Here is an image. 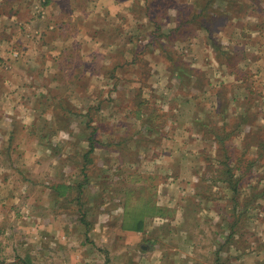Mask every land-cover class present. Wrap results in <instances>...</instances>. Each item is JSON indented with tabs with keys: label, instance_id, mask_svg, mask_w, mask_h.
I'll return each instance as SVG.
<instances>
[{
	"label": "rangeland",
	"instance_id": "1",
	"mask_svg": "<svg viewBox=\"0 0 264 264\" xmlns=\"http://www.w3.org/2000/svg\"><path fill=\"white\" fill-rule=\"evenodd\" d=\"M105 1H30L55 44L0 20V264H264V0ZM49 45L95 63L50 81Z\"/></svg>",
	"mask_w": 264,
	"mask_h": 264
},
{
	"label": "crops",
	"instance_id": "2",
	"mask_svg": "<svg viewBox=\"0 0 264 264\" xmlns=\"http://www.w3.org/2000/svg\"><path fill=\"white\" fill-rule=\"evenodd\" d=\"M14 1H17V7L16 8H18V9L14 10V12L12 11L13 14H12V12L3 13L2 11H0V20H3V19L6 20L8 17H10L11 19L17 18V19H22V20H28V16H29L31 19H34L36 21L45 22L46 27H44V32H45V38L44 39L50 38L46 41V44H49V40H51V43H54V44L57 43V40H59V39H58V36L55 37V35H53L54 26L50 21H48V18L52 17L50 11H46V12H48V17L47 16L45 17L44 13L39 12V8H37V7L34 8V5H31L29 3L32 0H14ZM44 1L45 2L52 1V3L54 2V0H44ZM105 2H106L105 6H107L109 8L108 11L111 14H113L114 17H118V16H121V14H125V18L128 21L126 23V25H124L126 27V29L128 27L133 28V24H132V20H131V6H132L131 0H106ZM106 17H107L106 13H105V15L103 13L102 17H100V19H98L96 21L98 23L96 27L93 25V27H90V29H87V31L84 34L82 32V34L85 35L86 40H91V41L93 40L96 43L94 45L97 46V48H99L98 47L99 43L101 41H103L99 36H100L102 30H104L108 24V22L106 21V19H107ZM128 23H130V24L127 25ZM57 26L59 29V27L61 28V26H63V25L57 24ZM87 33H88V35H87ZM79 34L80 33L78 32L77 35H79ZM109 34L112 35V33H109ZM80 36H81V34H80ZM30 37H32V33H31ZM35 37H37V35H35L33 38H35ZM41 37H42V33H41ZM90 44H92V43H90ZM40 46H44V45H40ZM110 48H112V47H110ZM126 48H129V47L126 45ZM68 49H69V47L64 46L63 48L58 50V49H55V47L53 45H49V47L46 51L47 57L46 58L43 57L45 64L42 68V71H41L42 74L41 75L45 76L46 74H48V76L51 77L50 81H53L56 79V81H60L61 83L68 82V80L70 82L74 83V81H76L75 79H77V80L81 79V70H77L80 67L78 65L81 64V65H85L86 67H88L90 64H94L95 59H93L92 54L95 53V49H94V51L88 53V55L84 53L85 50L83 49L84 55L79 54L78 61H76L77 59L74 58L75 61L77 62V64L72 62L73 61L72 58L67 59V58H64L62 56L63 54L67 56L69 53L75 54L76 51H68ZM130 50L128 51V49H126V52L124 53V55H122L123 59H121V62L124 61V62L130 63L129 61H131V59L133 57ZM62 59L64 60V63H63ZM88 60H89V62H88ZM68 62H69V64H68ZM121 62L117 63L116 67L120 66V69L123 70L125 68H124V66L123 67L121 66L122 65ZM76 66H78V67H76ZM61 68H63V75L59 76V73H60L59 71L61 70ZM117 69H119V68H117ZM87 70L89 72L88 75L82 74L83 76H87L86 79L101 78V76H100L101 74H98V72H96L95 67L92 68V66H91V69L87 68ZM76 71H77V73H76ZM117 73H118V70L115 71V77H116L115 79H120V80H122V78H124V80L129 79V77H121ZM107 77H109V76H107ZM109 79L110 78H107L106 81L107 82L112 81V79L111 80H109ZM12 127H14V126H12ZM23 128L25 129V131H27L28 126L23 127ZM59 129L61 130V128H59ZM11 130H15V128H13ZM0 260H3V259L1 258ZM6 261H14V260L10 259V260H6Z\"/></svg>",
	"mask_w": 264,
	"mask_h": 264
},
{
	"label": "trees",
	"instance_id": "3",
	"mask_svg": "<svg viewBox=\"0 0 264 264\" xmlns=\"http://www.w3.org/2000/svg\"><path fill=\"white\" fill-rule=\"evenodd\" d=\"M90 153H91V151H88L87 153H86V155L84 154L83 155V158H84V161H89L88 159V157H89V155H90ZM228 173H231L232 171H231V169H228V171H227ZM83 173H85V172H83ZM232 178V177H231ZM232 184V183H231ZM65 187V186H64ZM140 221V220H139ZM138 221V225L135 227V229L134 230H141V228H142V220L139 222Z\"/></svg>",
	"mask_w": 264,
	"mask_h": 264
},
{
	"label": "built area",
	"instance_id": "4",
	"mask_svg": "<svg viewBox=\"0 0 264 264\" xmlns=\"http://www.w3.org/2000/svg\"><path fill=\"white\" fill-rule=\"evenodd\" d=\"M15 55H17V53H15Z\"/></svg>",
	"mask_w": 264,
	"mask_h": 264
}]
</instances>
